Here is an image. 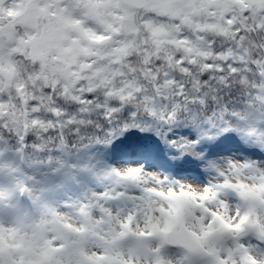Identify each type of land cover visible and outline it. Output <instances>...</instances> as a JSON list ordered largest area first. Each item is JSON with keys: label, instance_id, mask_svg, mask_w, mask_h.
<instances>
[{"label": "snow or ice", "instance_id": "1", "mask_svg": "<svg viewBox=\"0 0 264 264\" xmlns=\"http://www.w3.org/2000/svg\"><path fill=\"white\" fill-rule=\"evenodd\" d=\"M0 264H264V0H0Z\"/></svg>", "mask_w": 264, "mask_h": 264}]
</instances>
